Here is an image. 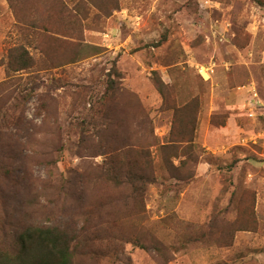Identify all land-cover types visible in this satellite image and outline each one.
Here are the masks:
<instances>
[{
  "label": "rangeland",
  "instance_id": "374dc122",
  "mask_svg": "<svg viewBox=\"0 0 264 264\" xmlns=\"http://www.w3.org/2000/svg\"><path fill=\"white\" fill-rule=\"evenodd\" d=\"M52 225L76 264H264V0H0V235Z\"/></svg>",
  "mask_w": 264,
  "mask_h": 264
},
{
  "label": "trees",
  "instance_id": "16d2710c",
  "mask_svg": "<svg viewBox=\"0 0 264 264\" xmlns=\"http://www.w3.org/2000/svg\"><path fill=\"white\" fill-rule=\"evenodd\" d=\"M25 67L20 65L14 70ZM158 90H161L160 84ZM109 173H112L111 168L105 171ZM128 174L127 182L134 192H140L144 182L150 181L142 170ZM73 240L70 232L53 225L30 226L19 232L12 230L0 235V264H76Z\"/></svg>",
  "mask_w": 264,
  "mask_h": 264
},
{
  "label": "built area",
  "instance_id": "2783aa9c",
  "mask_svg": "<svg viewBox=\"0 0 264 264\" xmlns=\"http://www.w3.org/2000/svg\"><path fill=\"white\" fill-rule=\"evenodd\" d=\"M209 70V68H204V67H201L200 68V70H199V72L200 71H204V72H207ZM250 92V91H249ZM251 95H253L251 98L253 99V101L256 103V104H258V100L257 99H255V97L257 96V90H256V87H251ZM260 101V100H259ZM257 106H260V105H257ZM251 111V110H250ZM253 114V112H250V115H252Z\"/></svg>",
  "mask_w": 264,
  "mask_h": 264
},
{
  "label": "crops",
  "instance_id": "0c3cea01",
  "mask_svg": "<svg viewBox=\"0 0 264 264\" xmlns=\"http://www.w3.org/2000/svg\"><path fill=\"white\" fill-rule=\"evenodd\" d=\"M209 75V74H208Z\"/></svg>",
  "mask_w": 264,
  "mask_h": 264
}]
</instances>
